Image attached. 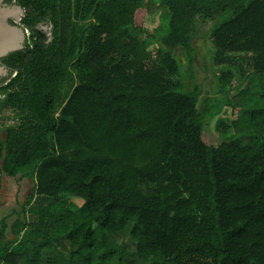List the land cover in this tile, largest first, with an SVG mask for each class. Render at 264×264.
I'll list each match as a JSON object with an SVG mask.
<instances>
[{"label":"trees","instance_id":"obj_1","mask_svg":"<svg viewBox=\"0 0 264 264\" xmlns=\"http://www.w3.org/2000/svg\"><path fill=\"white\" fill-rule=\"evenodd\" d=\"M4 2L29 34L0 59V178L33 185L0 221V264H264V0ZM215 17L213 62L252 74L199 109L178 52L192 65L195 21Z\"/></svg>","mask_w":264,"mask_h":264},{"label":"rangeland","instance_id":"obj_2","mask_svg":"<svg viewBox=\"0 0 264 264\" xmlns=\"http://www.w3.org/2000/svg\"><path fill=\"white\" fill-rule=\"evenodd\" d=\"M103 1V0H101ZM148 0H142V5H146ZM157 14L151 16L148 27L152 30L157 22ZM223 19L215 17L213 19L202 21L197 19L194 25V33L191 43L195 48L193 54L192 65L188 64L185 60L184 55L181 51L178 52L179 63L181 66L180 77L181 81L192 88L197 85L201 90V96L199 97L198 108L202 109L203 100L206 97H216L217 99L223 101L227 95L234 93L239 86H241L244 81H246L247 76H251L252 68L250 65V60L245 56H238L233 59V63L230 65H216L213 62L212 56V43L210 39V34ZM80 23V22H78ZM37 29L45 36V42L48 43L52 39V25L49 21H44L37 26ZM26 34L28 36L29 31L26 29ZM150 48H155L151 46ZM230 69L233 72V80L227 87H221V91L216 94L214 88L217 83V77L221 70ZM191 74V77H190ZM234 109L229 107V105H223L220 112L209 121V128L214 135L217 132L214 130V126L219 119H231L234 115ZM8 113L0 115V136L4 137L6 134L5 126L10 124L11 121H5L4 124L1 123ZM33 183L28 177H22L19 174L15 177H7L2 175L0 178V221L5 220L8 226L15 220L16 213L20 211L22 203L25 201L26 197L30 194V190ZM13 200H10L9 197ZM67 202L75 207L79 208L82 205V201L74 196H67ZM6 202V203H5ZM8 237L10 235L8 234Z\"/></svg>","mask_w":264,"mask_h":264},{"label":"water","instance_id":"obj_3","mask_svg":"<svg viewBox=\"0 0 264 264\" xmlns=\"http://www.w3.org/2000/svg\"><path fill=\"white\" fill-rule=\"evenodd\" d=\"M22 8L15 2L7 4L0 0V59L11 52L20 50L26 41V28L20 24ZM11 68H8L0 60V82L5 79L7 82L13 75Z\"/></svg>","mask_w":264,"mask_h":264},{"label":"crops","instance_id":"obj_4","mask_svg":"<svg viewBox=\"0 0 264 264\" xmlns=\"http://www.w3.org/2000/svg\"><path fill=\"white\" fill-rule=\"evenodd\" d=\"M7 177H8V176H7ZM0 190H1V186H0ZM9 199H10V200H8V201H11V200H13V199L11 198V196L9 197ZM5 203H6V202H5Z\"/></svg>","mask_w":264,"mask_h":264}]
</instances>
